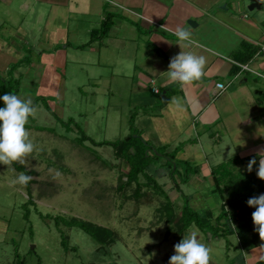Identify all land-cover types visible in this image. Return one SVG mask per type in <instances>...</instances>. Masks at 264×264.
<instances>
[{
  "label": "rangeland",
  "instance_id": "374dc122",
  "mask_svg": "<svg viewBox=\"0 0 264 264\" xmlns=\"http://www.w3.org/2000/svg\"><path fill=\"white\" fill-rule=\"evenodd\" d=\"M250 1L244 0L248 13L264 14V0L258 1L263 8L256 11L248 10ZM89 38L90 34H83L82 41H73L64 49V43L47 46L38 40L42 36L29 33L25 40L14 41L19 58L8 59L0 53V77L11 80L15 94L32 100L40 98L35 104V118L31 117L25 126L36 145L24 165L34 171L30 175V196L26 188L11 184L20 171L0 164V264H168L174 245L193 227L199 230L198 239L211 249L210 264H234L247 259L250 253L240 246L237 220L226 219L232 232L221 236L195 225L180 234L171 224L168 232L169 224L157 211L164 203L162 196L143 187L135 199L134 183L118 189L125 180V176L119 179V173L125 172L127 165L114 157L113 148L93 145L89 140L76 141L81 133L75 124L96 141L128 137L132 131L129 118L134 114L133 129L155 147L160 142H156L160 126L156 128L157 123L151 122L149 116L160 114L159 107L164 103L161 94L151 88L159 86L162 91L164 87L155 81L157 77L152 85L140 65L145 60L142 37L117 41L105 36L88 43ZM24 56L26 59L9 74L10 66ZM68 119L72 122L67 130L60 120ZM200 141L214 164L226 162L231 156L230 146H212L214 141L206 133L200 134ZM213 150L220 152L219 158L212 155ZM147 170L163 186L178 214L183 201L181 192L191 194L197 185L181 183L175 174L178 187L175 186L166 166L150 165ZM212 196L218 199L217 194ZM28 198L33 203H27ZM26 206L28 218L24 217ZM192 206L201 214L199 201ZM57 216H73L105 226L113 231L115 240L102 246L78 227L56 225ZM64 235L68 237L67 248L61 245ZM261 249L256 251L260 254ZM258 260L256 264H264L263 257Z\"/></svg>",
  "mask_w": 264,
  "mask_h": 264
},
{
  "label": "crops",
  "instance_id": "0c3cea01",
  "mask_svg": "<svg viewBox=\"0 0 264 264\" xmlns=\"http://www.w3.org/2000/svg\"><path fill=\"white\" fill-rule=\"evenodd\" d=\"M258 1L251 0L249 6L253 7L248 6V10H261L263 4ZM244 6V0H0V53L8 59L19 58L14 41L25 40L29 33L42 36L38 40L47 46L64 43L65 49L73 41H82L83 34L87 37L91 29L100 25L104 13L110 11L120 17L113 18L107 36L117 41L142 37L145 60L140 65L148 78L157 77L155 81L163 84L161 87L174 84L165 73L171 57L180 51L205 56V75L191 85L178 83L177 92L167 96L168 100L159 107L160 114H152L149 119L157 123L156 128L160 126L158 145L181 143L176 158L199 167V172L188 180L197 185L195 192L186 195L191 207L195 209L192 203L199 201L201 215L209 210L216 216L221 199L212 196L216 194L212 192L211 176L214 158L205 155L200 134L213 139L212 146H230L229 158L255 157L257 164L253 167L258 166V152L264 149V53L258 50L244 63L231 55L243 41L260 46L264 37V14L248 13ZM128 20L138 23L144 32ZM177 26L190 29L191 45L177 40ZM153 45L164 55L157 54ZM240 64H246L248 69H241ZM216 82L226 85V89L217 93ZM172 97L181 99L182 110L169 103ZM237 139L242 144H237ZM174 144L172 148L177 145ZM214 153L215 158L220 157L218 150ZM258 248H262L260 254ZM263 249L264 243L257 244L247 251V259L234 264H256L259 257L264 259Z\"/></svg>",
  "mask_w": 264,
  "mask_h": 264
},
{
  "label": "trees",
  "instance_id": "16d2710c",
  "mask_svg": "<svg viewBox=\"0 0 264 264\" xmlns=\"http://www.w3.org/2000/svg\"><path fill=\"white\" fill-rule=\"evenodd\" d=\"M114 17H120L119 15L106 11L100 25L96 28L91 29L90 38L88 43L101 39L108 35L110 27L113 23ZM136 26L139 32H144L140 25L136 22L128 20ZM264 27V20L261 21ZM85 44L79 45V47H84ZM153 50L159 54L164 55L163 51L156 46H152ZM258 50L260 46L249 44L247 41H243L240 44V48L231 53L235 60L242 63L247 62ZM24 56L12 66L8 73L17 66L23 59ZM179 84L174 83L164 90H159L161 94L163 91L166 96H170L177 92ZM16 89L12 87L11 80H3L0 77V96L6 93H16ZM40 98H35L33 100L34 105ZM4 104L0 101V107ZM45 108L53 114V111L49 106L44 103ZM134 114L129 118L130 127L132 128L131 133L128 137L117 140H101L96 141L86 135L83 130L75 124L79 136L76 137L78 143H82L84 140H89L93 145H110L113 148L114 157L122 160L127 165V170L125 172L119 173V179L121 176H125V180L121 181L118 185V189H124L125 187L135 184L132 192V196L138 199L141 195V189L146 187L152 190L155 194L163 197L164 203L157 208L160 218H164L169 224L167 231H170V225L176 226L177 231L180 234H185L191 225H195L203 231L211 232L212 235H226L231 233L230 229L226 224V219L237 220L239 224V243L242 249L249 250L254 248L260 241L264 243V238L261 239L256 227L251 219V214L255 209L247 205V200L252 196H258L259 194H264V181L260 180L256 175L257 167H253L252 172H248L243 169L244 165L248 163L250 159H240L237 156L229 158L226 162H220L211 167V176L213 179L212 192L216 193L220 199L221 203L219 206V213L216 216L212 215L211 211H206L204 215L199 214L195 209L191 207L187 196L182 192L183 196L182 204L180 205L179 213L175 212L174 202L169 198L168 194L164 190L163 186L157 181L153 176L152 172L147 170L148 166L156 165L158 167H168V173L174 182V185L178 187V183L175 180L174 175H177L181 183H186L189 180V175H194L199 172V167L193 165L189 160L176 158V153L181 147V143L174 146L170 151H166L168 145L153 146L147 140L141 137V133L133 129L132 124L134 120ZM31 117H29L30 119ZM61 124L66 126L68 130L71 124V119L67 121L60 120ZM136 133V136L132 134ZM13 168L20 172H25L28 175L34 174L33 170L27 169L24 165L19 163L12 164ZM180 167V169H178ZM143 178V179H141ZM33 179L29 182L26 187V191L30 196V184ZM179 191V188H177ZM27 203H33L30 198L27 199ZM26 203V204H27ZM24 212V217L28 218L29 209L26 206ZM55 224L59 225L63 223L66 227H78L87 233L95 242L102 246H109L113 244L115 240V235L113 231L105 226L95 224L91 221L79 219L77 217H54ZM222 219L224 221H222ZM61 245L64 248L68 247V237L64 235L61 239ZM93 264V263H88Z\"/></svg>",
  "mask_w": 264,
  "mask_h": 264
},
{
  "label": "clouds",
  "instance_id": "9594fccd",
  "mask_svg": "<svg viewBox=\"0 0 264 264\" xmlns=\"http://www.w3.org/2000/svg\"><path fill=\"white\" fill-rule=\"evenodd\" d=\"M174 35L179 42H186V46L193 43L192 34L188 28L177 26ZM206 64L207 58L205 56L197 55L191 51H180L170 58L168 70L165 73L171 82L191 85L205 75ZM0 101L4 104L3 107H0V164L11 166L14 163H19L26 166L27 158L36 149V145L25 126L29 117L35 118L38 111L37 107L30 97L22 98L13 93L0 96ZM169 103L174 105L176 109L182 110V101L179 97H172ZM237 144H242V142L238 140ZM258 155L260 158L256 175L260 180H264V149H261ZM256 164L255 157L250 159L246 166L247 171L252 172L253 165ZM32 179V176L20 172L11 180V184H19L26 188ZM246 203L249 207L255 208L251 214V219L253 224L257 226L256 231L262 239L264 238V194L252 196ZM198 236L199 230L194 227L191 228L188 235L174 245V254L169 258L168 264H210L211 249L202 243ZM149 242L154 243V241Z\"/></svg>",
  "mask_w": 264,
  "mask_h": 264
},
{
  "label": "built area",
  "instance_id": "2783aa9c",
  "mask_svg": "<svg viewBox=\"0 0 264 264\" xmlns=\"http://www.w3.org/2000/svg\"><path fill=\"white\" fill-rule=\"evenodd\" d=\"M260 50L264 53V37L262 38V41H261V43H260ZM240 67H241V69H243V70H247L248 69V67H247V65L246 64H240ZM153 79H150V83L153 85ZM215 85H216V87H217V89H218V92L217 93H219L220 91H223V90H225L226 89V85H224L223 83H221V82H216L215 83ZM152 91L154 92V93H159V89L157 88V87H155V86H153L152 88Z\"/></svg>",
  "mask_w": 264,
  "mask_h": 264
},
{
  "label": "water",
  "instance_id": "95a60500",
  "mask_svg": "<svg viewBox=\"0 0 264 264\" xmlns=\"http://www.w3.org/2000/svg\"><path fill=\"white\" fill-rule=\"evenodd\" d=\"M252 7H253V5L249 6V8H252ZM189 24H191V23L189 22ZM161 99H162V102H165L166 100H168V97L165 95L164 92L161 93Z\"/></svg>",
  "mask_w": 264,
  "mask_h": 264
}]
</instances>
